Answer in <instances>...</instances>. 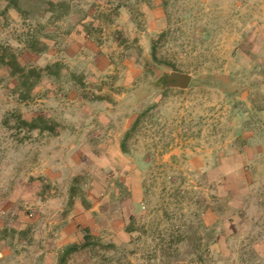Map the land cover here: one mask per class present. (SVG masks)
<instances>
[{
	"label": "rangeland",
	"instance_id": "obj_1",
	"mask_svg": "<svg viewBox=\"0 0 264 264\" xmlns=\"http://www.w3.org/2000/svg\"><path fill=\"white\" fill-rule=\"evenodd\" d=\"M7 1L0 264H264V0Z\"/></svg>",
	"mask_w": 264,
	"mask_h": 264
},
{
	"label": "water",
	"instance_id": "obj_2",
	"mask_svg": "<svg viewBox=\"0 0 264 264\" xmlns=\"http://www.w3.org/2000/svg\"><path fill=\"white\" fill-rule=\"evenodd\" d=\"M190 76L181 73H172L169 82L177 88L185 89L190 84Z\"/></svg>",
	"mask_w": 264,
	"mask_h": 264
},
{
	"label": "crops",
	"instance_id": "obj_3",
	"mask_svg": "<svg viewBox=\"0 0 264 264\" xmlns=\"http://www.w3.org/2000/svg\"><path fill=\"white\" fill-rule=\"evenodd\" d=\"M3 4L9 5V1H7V0L6 1L5 0H0V10H2V5ZM8 15H11L13 17L15 15L17 16L18 13L14 9H12V7H10L8 9ZM0 256L2 257V253L1 252H0Z\"/></svg>",
	"mask_w": 264,
	"mask_h": 264
}]
</instances>
